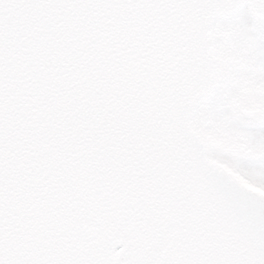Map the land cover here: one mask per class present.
Instances as JSON below:
<instances>
[{"label":"snow or ice","instance_id":"6c2138e0","mask_svg":"<svg viewBox=\"0 0 264 264\" xmlns=\"http://www.w3.org/2000/svg\"><path fill=\"white\" fill-rule=\"evenodd\" d=\"M0 264H264V0H0Z\"/></svg>","mask_w":264,"mask_h":264}]
</instances>
